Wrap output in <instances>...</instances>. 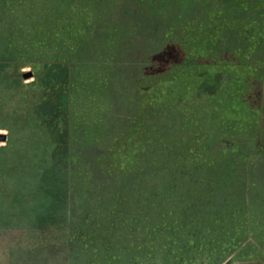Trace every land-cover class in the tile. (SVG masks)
<instances>
[{
    "label": "rangeland",
    "instance_id": "rangeland-1",
    "mask_svg": "<svg viewBox=\"0 0 264 264\" xmlns=\"http://www.w3.org/2000/svg\"><path fill=\"white\" fill-rule=\"evenodd\" d=\"M211 2L0 0V264H264V165L239 159L264 156V75L257 131L138 110L142 75Z\"/></svg>",
    "mask_w": 264,
    "mask_h": 264
},
{
    "label": "trees",
    "instance_id": "trees-1",
    "mask_svg": "<svg viewBox=\"0 0 264 264\" xmlns=\"http://www.w3.org/2000/svg\"><path fill=\"white\" fill-rule=\"evenodd\" d=\"M205 1L212 2L205 11L200 9L199 15L185 18L176 30L180 34L178 40L161 51L164 61L158 69L142 75L147 88L140 97L138 110L141 114L148 111L159 117L169 115L176 119L178 112L184 113L191 106L203 107L209 119L221 123L224 130L235 128L246 132L254 126L257 131L264 75V0ZM194 6L191 3V8ZM62 67L67 71L66 66ZM67 98L66 94L65 110ZM36 112L52 118L59 114L60 107L44 101ZM63 133L66 136L68 129ZM111 151L114 152L113 169H110L113 173L119 162L116 158L119 149L112 147ZM65 152L64 166L60 167L53 155L51 170H58L67 186L60 191L66 202L70 154L67 148ZM262 154L256 151L248 158L243 152L239 159L240 162L258 161L262 166ZM122 155L124 170L131 173L140 160L134 156L124 162L126 154ZM55 201L51 206L57 203Z\"/></svg>",
    "mask_w": 264,
    "mask_h": 264
},
{
    "label": "water",
    "instance_id": "water-1",
    "mask_svg": "<svg viewBox=\"0 0 264 264\" xmlns=\"http://www.w3.org/2000/svg\"><path fill=\"white\" fill-rule=\"evenodd\" d=\"M0 139H1V140H6V139H7V136H6L5 134H1V133H0Z\"/></svg>",
    "mask_w": 264,
    "mask_h": 264
}]
</instances>
